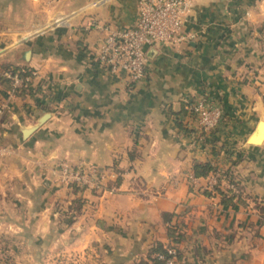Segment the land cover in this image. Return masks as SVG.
Listing matches in <instances>:
<instances>
[{
	"label": "crops",
	"instance_id": "1",
	"mask_svg": "<svg viewBox=\"0 0 264 264\" xmlns=\"http://www.w3.org/2000/svg\"><path fill=\"white\" fill-rule=\"evenodd\" d=\"M79 1L19 0V38L2 60L34 74L19 96L3 97L0 85L8 103L0 193L12 191L19 212L29 206L38 214L39 238L56 212L44 195L39 200V178L57 176V161L93 163L104 184L75 194L85 203L52 238L64 253L83 257L90 249L104 264H147L161 243L175 245L189 264H264V0H194L184 30L195 36L148 47L136 80L94 60L104 32L91 20L131 27L137 0ZM201 93L221 106L210 131L185 114ZM11 126L19 136H1ZM195 160L215 172L195 176ZM214 185L233 200L222 202ZM25 222L19 216V227ZM170 227L179 228L177 240Z\"/></svg>",
	"mask_w": 264,
	"mask_h": 264
},
{
	"label": "built area",
	"instance_id": "2",
	"mask_svg": "<svg viewBox=\"0 0 264 264\" xmlns=\"http://www.w3.org/2000/svg\"><path fill=\"white\" fill-rule=\"evenodd\" d=\"M193 3L194 0H137L136 22L127 28H112L91 20V24L104 32L95 47L94 60L110 70L123 69L132 80L141 79L145 74L148 47L155 43L176 44L195 36L194 31L184 30ZM4 73L11 79L12 91L31 79L30 75L20 76L6 71ZM184 109L185 114L195 121L201 131H210L217 127L222 116L220 104L206 93L186 102ZM55 172L66 183H75L90 189L103 186L104 172L93 163L62 160ZM165 248V252L157 251L154 254L161 264H189L185 257L178 255L175 245L169 244ZM147 264L154 263L149 261Z\"/></svg>",
	"mask_w": 264,
	"mask_h": 264
},
{
	"label": "rangeland",
	"instance_id": "3",
	"mask_svg": "<svg viewBox=\"0 0 264 264\" xmlns=\"http://www.w3.org/2000/svg\"><path fill=\"white\" fill-rule=\"evenodd\" d=\"M79 2H82V0ZM28 8H31L30 5H28ZM28 10H26V13H29ZM94 11L98 13L96 10ZM24 21L25 19H23V22ZM20 22H22V20L19 19V0H0V61L2 62L3 57H5L4 55L9 53H6L8 50H6V48L10 46L12 41L19 38ZM16 49H19V46ZM9 63L16 65L11 61H9ZM5 71L10 72L7 70ZM5 71H3V75H5ZM0 85L3 86L2 84ZM18 87L19 86H17L14 91L10 90V88H4V92L5 90L7 91L2 96L5 97V94L19 96V93L17 94L16 92ZM34 89L35 95L38 96L40 93L36 91V89H38L37 86H35ZM2 96L0 95V117L5 118L6 116L8 118V103L4 101ZM34 125L35 129L39 125V121ZM23 128L24 126H22V129ZM27 128L30 129V131L23 134L24 137H27V135L33 131L31 125H28ZM10 131L14 132V134H10ZM9 132L1 136L10 138L12 135H16L17 137L20 134L16 126L9 129ZM12 138H14V136H12ZM11 147L12 146H9L6 149L9 151ZM59 162L60 161L56 162V169ZM39 179L36 188V193H38L40 197L39 200L44 195L42 199L52 202L53 211H56L54 212L55 216L51 213V226H49V229L43 236H39L38 238L37 235L41 234L37 230V222L38 220L40 221L38 214H33L29 206L23 207V212H19V206H21L19 205V198H17L19 195H15L12 191L9 190L6 194L0 193V264H100L101 258L99 256L92 257L91 255H94V253L90 255V249L88 250L89 254L83 257H79L78 254L74 253L69 255L63 252L64 243L62 240L53 242L52 239L54 234H59L68 228L70 219L78 211V204L79 207H81V204L85 203V200H82V198H84L82 194L80 196L75 194L78 192L83 193L85 191H92L94 189L78 186L75 183H66L61 180L60 177L52 176V174L50 177L43 175V177ZM71 195L73 196L70 197ZM3 197L4 199H1ZM70 198L71 203L69 207L65 201ZM19 216L22 221L26 220L21 227H19ZM32 222H34V224ZM177 229L179 228H174V230ZM56 251L57 253L53 255Z\"/></svg>",
	"mask_w": 264,
	"mask_h": 264
},
{
	"label": "trees",
	"instance_id": "4",
	"mask_svg": "<svg viewBox=\"0 0 264 264\" xmlns=\"http://www.w3.org/2000/svg\"><path fill=\"white\" fill-rule=\"evenodd\" d=\"M10 71L11 74L17 73L20 76H32L31 72L32 70L24 65H14L10 64L9 62H1L0 63V84L3 85L5 88L11 87V79L3 75V71ZM32 83L31 79L29 81H26L25 84H22L20 87H18L16 90L17 94L24 93L25 91H28L30 84ZM216 168L214 165L209 161H198L195 160L193 162V174L195 176L200 175H207L209 172H215ZM227 173V172H225ZM227 175V174H225ZM215 191H218L221 194V201L222 202H230L233 200V197L235 196V193L227 194L225 191L221 190L217 185H214L213 188ZM207 194H211V191L204 190ZM79 207V204H78ZM78 209V208H77ZM261 212H263L264 215V207H260ZM171 229V230H170ZM179 232L175 231L174 228H169V235L173 237V239L177 240L179 237ZM166 246H163L161 243H156L153 247H151L149 251V257L148 262L152 261L154 264H161V261L156 259L154 254L157 251H166ZM180 256V253L178 254ZM100 262V261H99ZM100 264H104L102 261Z\"/></svg>",
	"mask_w": 264,
	"mask_h": 264
},
{
	"label": "water",
	"instance_id": "5",
	"mask_svg": "<svg viewBox=\"0 0 264 264\" xmlns=\"http://www.w3.org/2000/svg\"><path fill=\"white\" fill-rule=\"evenodd\" d=\"M35 125H31V128H33ZM30 131V129H28V128H25V129H23V134H26V133H28ZM260 137L261 136H251L250 137V140L251 141H257V140H259L260 139Z\"/></svg>",
	"mask_w": 264,
	"mask_h": 264
},
{
	"label": "bare ground",
	"instance_id": "6",
	"mask_svg": "<svg viewBox=\"0 0 264 264\" xmlns=\"http://www.w3.org/2000/svg\"><path fill=\"white\" fill-rule=\"evenodd\" d=\"M33 34H34V33H32L31 35H33ZM31 35H29V36H31ZM29 36H28V37H29Z\"/></svg>",
	"mask_w": 264,
	"mask_h": 264
}]
</instances>
